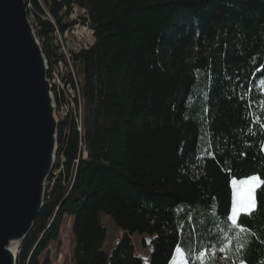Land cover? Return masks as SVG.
<instances>
[{
	"label": "trees",
	"instance_id": "trees-1",
	"mask_svg": "<svg viewBox=\"0 0 264 264\" xmlns=\"http://www.w3.org/2000/svg\"><path fill=\"white\" fill-rule=\"evenodd\" d=\"M73 4L95 37L74 56L82 134L70 116L58 122L17 264H50L39 258L64 217L74 264H144L135 234L153 237L149 264L177 248L187 264H264V0H26L46 59V13L64 31ZM251 177L255 207L233 222L231 182ZM101 214L123 233L108 253Z\"/></svg>",
	"mask_w": 264,
	"mask_h": 264
},
{
	"label": "water",
	"instance_id": "water-1",
	"mask_svg": "<svg viewBox=\"0 0 264 264\" xmlns=\"http://www.w3.org/2000/svg\"><path fill=\"white\" fill-rule=\"evenodd\" d=\"M48 64L26 0H0V264L18 248L43 207L55 166L57 127Z\"/></svg>",
	"mask_w": 264,
	"mask_h": 264
},
{
	"label": "rangeland",
	"instance_id": "rangeland-1",
	"mask_svg": "<svg viewBox=\"0 0 264 264\" xmlns=\"http://www.w3.org/2000/svg\"><path fill=\"white\" fill-rule=\"evenodd\" d=\"M27 15H28V20H29L31 26L34 28L33 23H32L33 22V19H32L33 15H30V16H29V14H27ZM62 22L67 23L66 20L62 21ZM33 30H35V28ZM56 38H58V37H56ZM62 43H63V45L66 43L67 45H71V46L73 45L74 46V42L72 40H71V42H68L66 35H65V37H63ZM75 45H76V43H75ZM40 46H41V44H40ZM41 49H42V46H41ZM80 49L81 50L87 49V46H85V38H84V43H82L79 46L78 51ZM54 59H56V57H54ZM46 60L48 62V59H46ZM47 75H48V72H47ZM47 80L49 82L50 78L47 77ZM50 89H51V87H50ZM68 105H70V103H68ZM60 111H62V112L65 111V108H62V104L60 106ZM76 111L78 114L80 113L78 110H76ZM55 112H56V108H55ZM55 118L58 122H60L61 119L59 118L57 113H55ZM75 164H76V162H75ZM251 178L243 179V180H233L231 182L232 207H231L230 217H231L232 221H233L232 217H233V208L234 207H237L240 209L235 214V220H236V218L238 217L239 214L248 213L247 211L244 210L243 206L247 205L249 202L254 200V194H255V191L258 188L260 182H259V179H257L256 182H254L251 180ZM253 186H254V189H253ZM45 193H46V187H45ZM254 202H255V200H254ZM73 222H74V220L72 218L64 217L63 222L60 226L58 240L55 242H51L49 244L47 250H45V252H43V254L40 256L39 261L41 263H43L45 260H48L50 262V264H74L73 254H74V249H75V240H74V236H73ZM101 224L107 230V239H106L105 245L103 246L102 249H103V252L108 253L110 250H112L115 243L119 239L122 238L123 233L118 230V228L115 226L112 219L109 216H107L106 214H101ZM152 239H153V237H151V236L139 235V234H135L131 237L132 243H133L134 248H135V252H136L137 256H139L142 259L144 264H149V262H150V256H151V250H152L151 249ZM170 264H187V262L184 258V255H183L180 248H177L175 250L173 259H172Z\"/></svg>",
	"mask_w": 264,
	"mask_h": 264
},
{
	"label": "bare ground",
	"instance_id": "bare-ground-1",
	"mask_svg": "<svg viewBox=\"0 0 264 264\" xmlns=\"http://www.w3.org/2000/svg\"><path fill=\"white\" fill-rule=\"evenodd\" d=\"M72 8H73V6H72ZM72 8L70 9V11L72 10ZM70 11H69V13H70ZM68 16H69V14H68ZM46 18H47L46 20H48V22L53 27L52 34H54V36H51V34H50V42H51V46L55 49V53H56V59H54V57H53L50 60L48 59V62H47V64H48V75H47V77L50 78L49 85L51 87V89H50L51 95L54 99V105L56 106L55 107L56 112L54 111V115H55V113H57V115L59 116L60 119L66 118V117L70 116V111H68V109H72V113H77L76 110H78L80 113L78 114L77 132L79 133V137H81L80 135L82 134L83 100H81V111H80V104H76V92H68V103H70V105H68V108H65L64 112L60 111V106L62 104V99H65L64 90H68V88H69V77L71 79L72 89L76 90V91H81L80 76L77 73L74 56L80 54L82 51L87 50V49H84V50L80 49L78 51L79 46L82 43H84V36H76L75 49L73 48V45L72 46L67 45L66 43L63 45L62 40H63V37H65V35L67 36L68 42H71V40L74 42V39H71V26L69 28L65 29L64 31H61L55 25L54 21L52 20V18L49 15L46 14ZM34 32H35V30H34ZM56 37H58V38H56ZM48 38H49V36H48ZM54 38L56 39V41H54ZM39 43L41 44L40 41H39ZM59 46H60V49H59ZM62 56H64V62H65L66 70L64 68H57V58H62ZM54 69H57V82L53 81V80H55V70ZM57 87H60V90H57ZM80 150H81V152H80L81 158L84 159L86 157V152H85L86 150L83 146ZM54 174H56V173H54ZM9 249L11 250V252L13 254L16 255V258H17V252L19 249L17 244L16 243L12 244Z\"/></svg>",
	"mask_w": 264,
	"mask_h": 264
},
{
	"label": "built area",
	"instance_id": "built-area-1",
	"mask_svg": "<svg viewBox=\"0 0 264 264\" xmlns=\"http://www.w3.org/2000/svg\"><path fill=\"white\" fill-rule=\"evenodd\" d=\"M75 12H83V19H75ZM69 21H71V39H74L73 48L75 49L76 36H84L85 46H87V50L90 49L95 43V37H94V32H90V23H85L84 9L80 8L76 4H73V8L69 13ZM51 36H54V34L51 33ZM54 41H56L55 38ZM57 68H64L66 70L64 56H62V58H57ZM54 70H55V80L53 81L57 82V69ZM57 90H60V87H57ZM64 92H65V99H62V108H68V92H76V104H80V111H81V100H83L82 93L81 91H76L72 89L70 77H69V88L68 90H64ZM68 111H70V117L74 121H76V127H77L78 113H72V109H68ZM80 148H82L81 143H80Z\"/></svg>",
	"mask_w": 264,
	"mask_h": 264
},
{
	"label": "snow or ice",
	"instance_id": "snow-or-ice-1",
	"mask_svg": "<svg viewBox=\"0 0 264 264\" xmlns=\"http://www.w3.org/2000/svg\"><path fill=\"white\" fill-rule=\"evenodd\" d=\"M262 150H264V149H262ZM257 179H258L257 177H252V178H251V180L254 181V182H256ZM253 189H254V186H253ZM254 207H255V202H254V200L251 201V202H249L247 205L243 206L244 210L247 211V212H249V213H251V211L254 209ZM239 210H240V209L237 208V207H234V208H233V217H232L233 222H235V214H236Z\"/></svg>",
	"mask_w": 264,
	"mask_h": 264
},
{
	"label": "crops",
	"instance_id": "crops-1",
	"mask_svg": "<svg viewBox=\"0 0 264 264\" xmlns=\"http://www.w3.org/2000/svg\"><path fill=\"white\" fill-rule=\"evenodd\" d=\"M113 247H114V246H113ZM110 251H111V250H110ZM110 251H109V252H110Z\"/></svg>",
	"mask_w": 264,
	"mask_h": 264
}]
</instances>
